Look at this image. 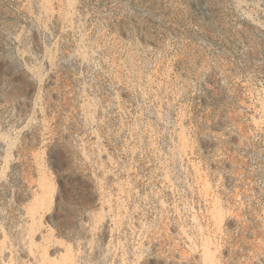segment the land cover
<instances>
[{
    "label": "rangeland",
    "instance_id": "374dc122",
    "mask_svg": "<svg viewBox=\"0 0 264 264\" xmlns=\"http://www.w3.org/2000/svg\"><path fill=\"white\" fill-rule=\"evenodd\" d=\"M53 261L264 264V0H0V264Z\"/></svg>",
    "mask_w": 264,
    "mask_h": 264
},
{
    "label": "bare ground",
    "instance_id": "6f19581e",
    "mask_svg": "<svg viewBox=\"0 0 264 264\" xmlns=\"http://www.w3.org/2000/svg\"><path fill=\"white\" fill-rule=\"evenodd\" d=\"M47 264H54V261L53 262H50V263H47ZM55 264H59V263L57 261H55Z\"/></svg>",
    "mask_w": 264,
    "mask_h": 264
}]
</instances>
